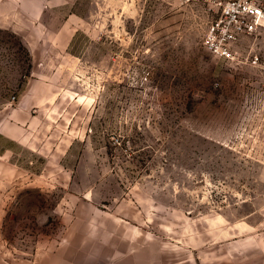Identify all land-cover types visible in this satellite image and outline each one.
Segmentation results:
<instances>
[{"label":"rangeland","instance_id":"1","mask_svg":"<svg viewBox=\"0 0 264 264\" xmlns=\"http://www.w3.org/2000/svg\"><path fill=\"white\" fill-rule=\"evenodd\" d=\"M7 1L0 264H65L89 207L183 264H264V30L231 63L184 0H49L38 19Z\"/></svg>","mask_w":264,"mask_h":264},{"label":"crops","instance_id":"2","mask_svg":"<svg viewBox=\"0 0 264 264\" xmlns=\"http://www.w3.org/2000/svg\"><path fill=\"white\" fill-rule=\"evenodd\" d=\"M48 1L8 0L7 2L17 6L31 19H38L48 8ZM245 38L244 36L241 40ZM11 130L2 134L9 139L17 140L18 130ZM89 208L73 224L72 235L65 239L73 242L64 250L67 255L65 264H75L81 256L79 252L88 255V262L84 264H183L185 262L170 258L169 241L153 238L151 231L143 230L136 222L131 224L117 214L98 212L94 207ZM95 217L96 222L92 220ZM139 225L143 224L139 223ZM203 262L217 264L219 261L213 258L212 254H208V260Z\"/></svg>","mask_w":264,"mask_h":264},{"label":"built area","instance_id":"3","mask_svg":"<svg viewBox=\"0 0 264 264\" xmlns=\"http://www.w3.org/2000/svg\"><path fill=\"white\" fill-rule=\"evenodd\" d=\"M203 10L209 19L203 40L213 55L235 62L244 36L264 30V0H184ZM259 57L252 60L257 63Z\"/></svg>","mask_w":264,"mask_h":264}]
</instances>
